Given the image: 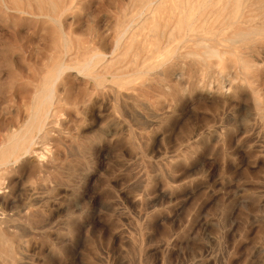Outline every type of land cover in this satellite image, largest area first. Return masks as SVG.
<instances>
[{
  "label": "rangeland",
  "instance_id": "rangeland-1",
  "mask_svg": "<svg viewBox=\"0 0 264 264\" xmlns=\"http://www.w3.org/2000/svg\"><path fill=\"white\" fill-rule=\"evenodd\" d=\"M18 229L24 264H264V0H0V231Z\"/></svg>",
  "mask_w": 264,
  "mask_h": 264
},
{
  "label": "bare ground",
  "instance_id": "bare-ground-1",
  "mask_svg": "<svg viewBox=\"0 0 264 264\" xmlns=\"http://www.w3.org/2000/svg\"><path fill=\"white\" fill-rule=\"evenodd\" d=\"M199 26H201V24H176L175 25V27H177V29H178V32L183 33V34H186L187 32L192 31ZM210 26H211V24H210ZM127 28H128V26H127ZM186 35H188V33ZM183 42H184V40H183ZM90 63H91V60L88 63H85L81 69H85V67H87L88 65L90 66ZM63 68L64 67H63L62 63H60L59 66H57V69H56L57 75H59L62 72ZM41 91L43 92L42 89H41ZM53 94H54V90L52 89V87H49V86L47 88H45L43 93L36 94L35 98L39 99V101H37L35 109L32 111V114H30L31 117L29 119L28 126L25 130V132L27 134V138H28L26 140L27 143L22 142L21 144H19L16 141V142H14V146H13L14 149L20 150L24 154H27L28 152H30V146H31V144H33L36 134L38 133L39 135H41L42 131H44V129H45V125H46L45 121H47L46 119L49 116V113H48L49 110H45V108L48 106V104L51 105L52 103H54L53 102V100H54ZM48 125H51V124H48ZM16 134H14L13 136H15ZM16 161L17 160H15V162ZM49 167H51V162H49L47 160L42 161V162L41 161L38 162L36 167H35V170L38 172V175H37V173H36V175L39 176L40 171H44L45 169H47ZM39 177H41V176H39ZM8 192H9V190H8ZM37 197H39V196H37ZM26 214H28V215L24 218V222H25L24 224L30 225L31 224L30 220H31L32 216H34V214L32 212H27ZM28 234L29 233L24 229H22V230L18 229L15 232L0 231V264H24V260L27 259L26 255L24 253V251L27 250V248H25V246H26L25 238ZM29 264H31V263H29Z\"/></svg>",
  "mask_w": 264,
  "mask_h": 264
}]
</instances>
